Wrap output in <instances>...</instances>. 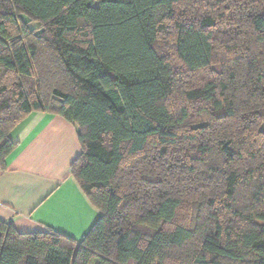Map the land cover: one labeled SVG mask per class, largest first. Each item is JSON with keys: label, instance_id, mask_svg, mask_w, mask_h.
<instances>
[{"label": "trees", "instance_id": "1", "mask_svg": "<svg viewBox=\"0 0 264 264\" xmlns=\"http://www.w3.org/2000/svg\"><path fill=\"white\" fill-rule=\"evenodd\" d=\"M32 112L99 216L0 220V264H264V0H0L2 169Z\"/></svg>", "mask_w": 264, "mask_h": 264}, {"label": "crops", "instance_id": "2", "mask_svg": "<svg viewBox=\"0 0 264 264\" xmlns=\"http://www.w3.org/2000/svg\"><path fill=\"white\" fill-rule=\"evenodd\" d=\"M16 147L0 166V220L19 232L52 228L80 240L99 216L70 173L77 129L63 116L32 112L10 132Z\"/></svg>", "mask_w": 264, "mask_h": 264}, {"label": "rangeland", "instance_id": "3", "mask_svg": "<svg viewBox=\"0 0 264 264\" xmlns=\"http://www.w3.org/2000/svg\"><path fill=\"white\" fill-rule=\"evenodd\" d=\"M194 247H195V244L188 245L186 248H184V251H177V252L174 251V255L173 256H176V257L180 258L181 263H183L185 261V263H183V264H186L188 262L189 256H190L188 254L189 249H193ZM186 249H188V251Z\"/></svg>", "mask_w": 264, "mask_h": 264}]
</instances>
